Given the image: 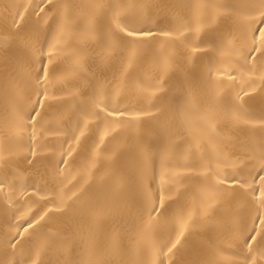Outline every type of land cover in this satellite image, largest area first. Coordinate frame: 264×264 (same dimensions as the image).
Instances as JSON below:
<instances>
[{
    "label": "snow or ice",
    "instance_id": "obj_1",
    "mask_svg": "<svg viewBox=\"0 0 264 264\" xmlns=\"http://www.w3.org/2000/svg\"><path fill=\"white\" fill-rule=\"evenodd\" d=\"M70 7L88 9L90 18L70 23ZM177 8L188 10L186 20L172 18ZM193 9L208 10L205 16L199 11L195 14L199 42H192ZM32 14L36 19L30 22L17 12L10 26L5 18L6 34L0 35V48L5 51L0 58V79L6 95L10 86L24 101L19 111L5 116L7 138L23 145L20 132L27 131L29 151L23 157V171L35 170L44 185L34 183L13 191L12 197H3L4 214L13 211L10 230L4 233L7 247L0 264H221L218 254L222 251L234 257L230 264H264V109L255 117L245 107L258 92L254 85L264 91V0L258 4L210 0L197 5L172 0L81 5L42 0ZM76 36L90 43L74 45ZM159 37L169 38L167 43L177 46L182 40L188 44V51L178 58L164 45L156 49L154 42ZM224 57L233 67L220 73L227 80L220 79L219 86L239 89L234 101L225 98L224 115L235 128L241 123L258 125L260 139L253 152L259 168H236L243 165V158L238 156L231 162L236 169L232 172L209 166L202 175L180 177L174 167L194 166L173 165L178 146L164 140L170 126L167 117L163 112L157 115L144 109L133 115L123 103L125 93L129 89L138 95L147 91L139 73L152 62L166 71L182 70L187 80L195 76L196 63L207 58L209 81L215 85L212 62ZM109 71L113 72L112 81L106 75ZM69 72L76 74L71 92L64 86ZM164 83L150 87L159 90ZM62 93L79 102L71 106ZM193 106L189 97L185 105L177 106V115L183 118L182 108ZM65 115L67 121L62 124ZM141 115H151L156 121L148 133L141 130ZM101 126L98 142L89 144ZM37 128L67 137L61 142V158L50 177L33 146ZM109 137L115 143H106ZM76 156L86 162L84 168L77 169L81 179H88L68 187L67 177L61 178L62 166L76 165ZM88 165L96 171L90 172ZM149 166L153 168L151 176L147 174ZM0 167L6 175H15L2 154ZM192 181L199 183L204 193L194 205L185 199L190 187L181 190ZM6 187L15 189L16 185H6L0 179V192ZM236 202L240 207H234ZM247 204L255 207L254 215L242 210ZM55 218L67 225L63 231L49 230ZM196 229L208 232L209 239L197 242L194 258L175 259ZM217 233L230 239L227 249L212 238ZM82 246L89 252L86 260L78 258ZM138 249L148 258H136ZM18 253L25 258L17 259ZM101 254L110 258H101Z\"/></svg>",
    "mask_w": 264,
    "mask_h": 264
},
{
    "label": "bare ground",
    "instance_id": "obj_2",
    "mask_svg": "<svg viewBox=\"0 0 264 264\" xmlns=\"http://www.w3.org/2000/svg\"><path fill=\"white\" fill-rule=\"evenodd\" d=\"M42 0H0V35L6 34L5 32V18L7 24L10 26L13 17H16L17 12H21L30 21H35L36 17L32 14L36 9V5L40 4ZM113 3V4H125L129 0H54V3L58 4H68V5H81L86 3ZM172 2L179 3H191L193 5L204 4L210 2V0H172ZM232 3L236 4H258V0H231ZM47 11V9H45ZM199 11L201 16H205L208 13L206 9H193L192 20H193V32H192V42H199L197 40V35L195 33V14ZM189 12L185 8H177L172 11V18L180 17L181 19H187ZM90 18V12L88 9L80 7H70L68 10V20L70 23H80ZM18 19V18H17ZM53 23L52 21H49ZM43 26V22H42ZM55 27V24H53ZM256 25H254L255 27ZM203 34H201L202 37ZM169 38L159 37L154 42V47L160 49L161 45H164L170 52L174 53L178 58L188 51V44L185 42H178V45L168 44ZM86 44L90 41H86L83 37L76 36L74 40L75 43ZM239 44V41H237ZM5 51L0 48V58H3ZM74 57L70 58L68 64L71 65L74 62ZM179 65H177V68ZM192 68V65L188 66ZM233 65L230 63L228 57L223 59H217L212 62L213 76L212 80L216 81V84H212L209 81V60L204 58L196 63L194 72L195 76L187 80L184 78V72L182 70L177 71L176 68L172 70H164L159 67L155 62L149 63L144 66L143 70L140 71L139 75L145 81V87L147 91L142 95L136 94L132 90H128L125 93V98L123 103L133 110V115H135L136 110L144 109L148 112L155 113L159 115L161 112L165 114L169 121V130L165 135L164 140L169 141L178 146V150L173 152V165H193L194 167H174L173 171L178 173L180 177L191 176L196 177L197 175H202L205 173L209 166L211 169H216L221 172H232L234 167L231 162L236 161L237 157L243 158V165H237L236 168L240 166H247L251 168L256 166L259 168V163L255 159V154L253 149L257 145L260 139V132L257 124L249 123L239 125V128L232 126L230 120L225 118L226 101L225 98L235 100L236 92L238 88H229L219 86V80H227L226 76H221L220 73L224 71L231 70ZM175 73V74H174ZM75 73L69 72L67 79L65 81V88L71 92L75 87V81L73 77ZM109 81L113 80V72L109 71L106 73ZM119 83V81H116ZM166 82V83H164ZM136 83V81H133ZM164 83L162 89L157 90L156 88L150 87V85ZM244 85V82H240ZM123 86V85H122ZM257 87L258 92L255 94V99L249 101L245 107L251 112L255 117H259L262 109H264V91H259V86ZM64 99L70 101V105L74 106L78 103V99L74 100L67 93L60 94ZM189 97L194 100V106L184 107L182 110L185 115L183 118L177 115V106L185 105ZM26 99V97H25ZM248 100L247 97L244 98ZM24 101L18 98L12 88L9 86V91L7 95L4 92V83L0 79V154L5 157L6 162L12 165V172L15 175H6L5 170L0 167V179L5 180L7 184L15 183L16 187L8 188L6 187L3 192H0V256H2L3 249L7 247V240L5 239L4 233L8 232V224L11 222L12 209H10L7 215L4 214V201L3 197L5 195L12 197L13 191H19L24 186H31L36 184L37 186L43 187L44 180L41 175L35 170L28 172L23 171L26 167L23 163V157L28 153V133L27 131L20 132L23 136V145H17L15 141H9L7 138L5 116L13 111H19L20 107ZM155 105V107H153ZM7 108V113L5 109ZM140 120L143 121L141 130L145 133L151 131L152 126L156 124V121L151 115H141ZM67 115L61 123H66ZM8 125H11V119L8 121ZM73 126H75V121H73ZM214 129V130H213ZM103 132V126L100 130L96 132L92 140H89V144L93 141L98 142L99 135ZM37 140L34 143V148L37 150V155L41 159L44 165L48 167L49 177L55 173V163L58 161L60 156V145L61 142L67 139L64 135H52L49 133H43L42 129L37 128ZM71 143V141H69ZM106 143L112 144L115 141L111 140L109 137ZM245 144L247 147L241 148L240 145ZM216 146L219 151L214 150ZM73 147H76L73 144ZM41 149H43L41 151ZM64 149H67V144L64 145ZM76 165L72 167L62 166V176L61 178L67 177L65 183L68 187L75 184L77 180L81 184H84V179H81L77 169L84 168L86 162L80 156H76ZM222 161H228L229 163H223ZM19 165L20 167H15ZM88 170L90 172H95L96 169L88 165ZM156 172L158 174L159 164L155 165ZM44 168L40 169V173H43ZM153 171L152 166L147 169L148 176H151ZM258 173H253L257 175ZM260 181L257 180L256 184L259 185ZM190 187V191L186 196L187 202L190 204H195L197 202V197L204 194L203 188L199 183L192 181L190 185L181 186ZM175 191V189H174ZM258 195V194H257ZM15 199V197H13ZM183 202V201H182ZM234 207H240L239 202L234 203ZM243 211L251 212L255 214V207L251 204H247L242 209ZM49 230L52 232L63 231L67 225L58 218L53 219L49 223ZM257 227L259 225L257 224ZM15 231V229H11ZM210 234L204 230L196 229L193 232L192 237H190L189 244L185 246V249L177 256L175 259H192L195 257L198 248L197 242L207 241ZM213 239L221 244L222 248L227 249L231 243L225 235L217 233L214 234ZM93 256L97 255L92 253ZM136 258H148L142 250L138 249L134 253ZM89 252L83 246L81 247V259H88ZM17 259H24L20 253L17 254ZM44 259H49L50 257H42ZM54 258V257H52ZM101 258L109 259L107 255L101 254ZM218 259L221 260V264H230L231 260L234 259L232 254L227 251H222L218 254Z\"/></svg>",
    "mask_w": 264,
    "mask_h": 264
}]
</instances>
